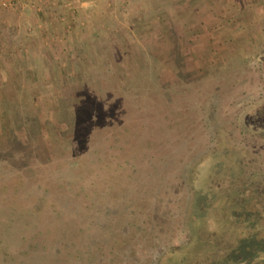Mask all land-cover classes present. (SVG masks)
<instances>
[{
  "label": "rangeland",
  "instance_id": "rangeland-1",
  "mask_svg": "<svg viewBox=\"0 0 264 264\" xmlns=\"http://www.w3.org/2000/svg\"><path fill=\"white\" fill-rule=\"evenodd\" d=\"M28 1L56 34L0 49V264H264V182L221 173L264 150V0Z\"/></svg>",
  "mask_w": 264,
  "mask_h": 264
},
{
  "label": "crops",
  "instance_id": "crops-1",
  "mask_svg": "<svg viewBox=\"0 0 264 264\" xmlns=\"http://www.w3.org/2000/svg\"><path fill=\"white\" fill-rule=\"evenodd\" d=\"M48 1L35 0L31 3V5H30V2L28 1L29 5L27 9L47 6V7H50L51 9H55V10L57 9V12L55 13L56 15L61 12V9H59L57 6L56 7L54 5L53 7L49 6L50 3L54 4V1L52 0L50 2ZM63 6L64 5L60 7L63 9L64 8ZM5 14L9 15L10 13H7L5 11L0 13V49H22V47L24 46L27 47L28 49H42V47L40 46L41 44L40 39H41V34H42L41 32L43 30H47L48 34L50 35L56 34L55 28H53L52 25L50 26L48 24L44 25V28L38 27L39 25L36 24L38 23V19L36 18H33L30 23L29 17L30 16L33 17L32 14L31 15L27 14L26 17L21 16V15H15L11 18ZM5 16H7L8 18ZM23 22H25L24 30L28 28V30H25V33L22 32L23 30L21 28V26L23 25ZM28 24H31V25H28ZM74 38L79 42L81 40V35L78 37L74 36ZM70 43H71V49H74V44L72 40H70ZM4 52L6 53L5 50ZM2 69H4L3 65H2Z\"/></svg>",
  "mask_w": 264,
  "mask_h": 264
},
{
  "label": "trees",
  "instance_id": "trees-1",
  "mask_svg": "<svg viewBox=\"0 0 264 264\" xmlns=\"http://www.w3.org/2000/svg\"><path fill=\"white\" fill-rule=\"evenodd\" d=\"M257 114L264 116V109L258 110ZM260 134H264V131ZM262 137L264 138V135ZM246 150L248 151L245 154H239L244 156L240 159L233 158L240 150H232L229 157L224 156V160H228L226 164H223L224 169L221 168V173L225 176L229 175V182L226 184L230 183L229 189L232 195L238 194L239 191L244 192V190L253 191L259 186L260 181L264 182V150H258L257 147Z\"/></svg>",
  "mask_w": 264,
  "mask_h": 264
}]
</instances>
